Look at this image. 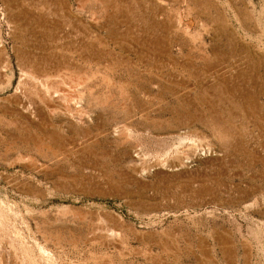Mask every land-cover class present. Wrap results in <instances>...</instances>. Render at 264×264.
Segmentation results:
<instances>
[{"label": "rangeland", "instance_id": "obj_1", "mask_svg": "<svg viewBox=\"0 0 264 264\" xmlns=\"http://www.w3.org/2000/svg\"><path fill=\"white\" fill-rule=\"evenodd\" d=\"M0 264H264V0H0Z\"/></svg>", "mask_w": 264, "mask_h": 264}, {"label": "bare ground", "instance_id": "obj_2", "mask_svg": "<svg viewBox=\"0 0 264 264\" xmlns=\"http://www.w3.org/2000/svg\"><path fill=\"white\" fill-rule=\"evenodd\" d=\"M180 24H187L186 22H185V20L184 19H179V21H178ZM191 25V21H189L188 22V26H190Z\"/></svg>", "mask_w": 264, "mask_h": 264}]
</instances>
